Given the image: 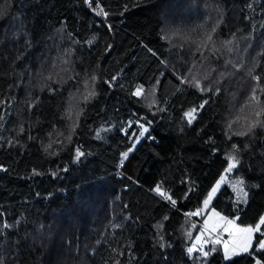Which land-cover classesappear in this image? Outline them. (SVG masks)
Wrapping results in <instances>:
<instances>
[{"label": "trees", "instance_id": "1", "mask_svg": "<svg viewBox=\"0 0 264 264\" xmlns=\"http://www.w3.org/2000/svg\"><path fill=\"white\" fill-rule=\"evenodd\" d=\"M262 90L264 0H0V264L264 262L187 253L229 156L264 215Z\"/></svg>", "mask_w": 264, "mask_h": 264}, {"label": "snow or ice", "instance_id": "2", "mask_svg": "<svg viewBox=\"0 0 264 264\" xmlns=\"http://www.w3.org/2000/svg\"><path fill=\"white\" fill-rule=\"evenodd\" d=\"M89 4H91V0H87ZM99 14L103 16H107V12L103 10V8L99 9ZM211 39V37H209ZM255 80L259 81L260 77H254ZM195 87L200 88L201 91H204V88L201 87L199 82H196L194 84ZM264 91V90H262ZM142 90L137 89L135 95L139 96L141 95ZM255 99V95L252 97ZM202 107V105H201ZM196 109H192L189 112L185 113V115L188 117L189 123L192 122L194 119V113ZM259 115V113L257 114ZM260 124V121H256L252 123L249 126V131H251L253 128H255L257 125ZM264 126V125H261ZM148 129L144 128L143 132H147ZM143 132L141 135H143ZM243 134V133H242ZM138 142V141H137ZM235 147V145L233 146ZM83 153L80 152V150L76 149V158L79 159L80 156H82ZM128 153H124V158L127 159ZM228 166L226 168V173H231L233 169L237 168L239 166V159L236 156H229L228 157ZM225 182V176H221L220 181L217 182L216 186L212 189V192L215 193L217 189L220 187L221 183ZM243 184L244 181L238 180L237 185H239V192L243 193V202H247V192L243 190ZM233 187H236L234 185ZM154 191L161 196L162 198L169 200L172 204H175V200L172 199V197L162 190L160 185H157L154 189ZM212 200V195L209 194L208 198L204 201V208L207 209L210 201ZM200 211H197L195 213H188V215H200ZM262 226H264V216L260 217L258 223L255 226H245L241 227L240 225L236 224L235 219H228L227 217L221 216L218 212H216L214 209L211 211V215L208 216V218L205 220L203 224V230L201 231V235L196 238V243L193 244L191 247L187 248V253L192 254L195 251H200L204 257H208L211 252L216 251L215 248H211L208 251H205L203 248V244H207L208 240H203L202 238L205 236V234H209L211 236L212 234L216 235V238L214 240H211V243L213 244H223V251H224V258L225 259H231L233 256L240 255L242 253H248L249 255H254L252 252L254 237L256 233H260L261 237H264V231H262ZM5 227H9L8 225H5ZM221 232H227L230 239L228 241H221L220 239V233ZM189 239H191V233H188ZM162 239V238H161ZM256 243V251L257 252H264V238H261L259 240L255 241ZM199 245V247H198ZM161 247H164L163 244H161ZM255 264H264L260 259L255 260Z\"/></svg>", "mask_w": 264, "mask_h": 264}, {"label": "rangeland", "instance_id": "3", "mask_svg": "<svg viewBox=\"0 0 264 264\" xmlns=\"http://www.w3.org/2000/svg\"><path fill=\"white\" fill-rule=\"evenodd\" d=\"M195 112H196V111H195ZM195 116H196V113H194V118H195ZM186 118L188 119L187 116H186ZM193 120H194V119H193ZM193 120H192V121H193ZM231 173H232V172H231ZM231 173H226V171H224V173H223L221 176H225V182L220 184V187L217 189V191H216L215 193L212 192V189L216 186L217 182H216L215 185L212 187V189L209 191V192H210L209 194L212 195V200L210 201V203H209L207 209L204 208V201L208 198L209 195L206 196V198L203 200L202 208L200 209V213L203 215L204 222H205V220L208 218V216L211 215V211L213 210L212 203H213L214 199L217 197V195L220 194V190H221L223 187L228 186V187L232 188L233 191H236V193H238L239 197H243V193L238 191V189H239L240 186L237 185V181L239 180V178H238V179L231 178ZM220 178H221V177H220ZM220 178H219V181H220ZM219 181H218V182H219ZM234 185H236V187H233ZM215 211H216V210H215ZM216 212H218V211H216ZM218 213H219L221 216H224V215L221 214L220 212H218ZM263 216H264V215H263ZM224 217H226V216H224ZM227 218H228V217H227ZM228 219L231 220V218H228ZM237 221H238V220H235L236 224L240 225ZM204 222H202V229H203V224H204ZM240 226H241V225H240ZM241 227H245V226H241ZM263 227H264V226H262V228H263ZM261 230H262V229H261ZM262 231H263V230H262ZM257 234H260V233H256V234H255L254 242H253V247H252V248L255 247V238H256V235H257ZM200 235H201V233H200ZM198 237H199V236H198ZM210 237L216 238V235H215V234H212L211 236H209V234L206 233L205 236H204L202 239H203V240H209ZM220 239H221V241H228V240L230 239V237H229V235H228L227 232H221V233H220ZM206 245H207V244H203V248H204ZM222 245H223V244H222ZM242 254H246V253H242ZM240 255H241V254H240ZM236 256H238V255H236ZM236 256H233L231 259H228V260H232V259H234V257H236Z\"/></svg>", "mask_w": 264, "mask_h": 264}]
</instances>
